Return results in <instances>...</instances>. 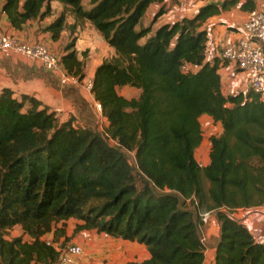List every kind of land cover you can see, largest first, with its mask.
<instances>
[{"label": "trees", "instance_id": "trees-1", "mask_svg": "<svg viewBox=\"0 0 264 264\" xmlns=\"http://www.w3.org/2000/svg\"><path fill=\"white\" fill-rule=\"evenodd\" d=\"M53 0H2L14 29L51 15ZM63 10L44 31L57 40L65 11L88 21L114 53L98 65L90 94L100 104L103 130L58 114L31 95L0 92V257L3 264H53L49 236L95 229L143 244L149 257L130 264H203L200 213H213L219 230L210 264H264V242L232 216L264 203V102L251 90L222 92L218 56L206 59L204 23L253 0L207 3L190 17L154 27L165 0H54ZM158 9L140 24L150 4ZM70 38L60 56L68 75L82 80ZM83 57L85 52H82ZM139 89L126 98L118 87ZM78 105L86 106L80 97ZM209 115L223 131L210 136L209 162L194 151ZM79 115V112H78ZM127 153L133 155L130 163ZM208 182L206 187L204 182ZM20 226L27 240H7Z\"/></svg>", "mask_w": 264, "mask_h": 264}, {"label": "crops", "instance_id": "crops-1", "mask_svg": "<svg viewBox=\"0 0 264 264\" xmlns=\"http://www.w3.org/2000/svg\"><path fill=\"white\" fill-rule=\"evenodd\" d=\"M222 1L165 0V11L157 18L154 27L172 23L183 17L193 16L201 6L207 3L219 6ZM1 4L2 0H0V27L4 32L12 34L21 41H41L60 57L67 41L73 38V49L76 51L77 58L79 60L83 59L84 62V77L82 80H78V83L67 82L61 84L58 74L43 69L33 60L5 50L0 51V92L2 89L7 88L13 92V96L16 98H19L21 94L31 95L42 101L51 110H54L58 114L60 121L73 118L75 122L81 123L78 120L77 106L74 98L75 96H80L86 102L92 99L91 94L85 90L83 83L91 79L96 67L104 59L113 55V49L106 44L101 35L88 21H76L69 11L67 12L71 16L65 14L66 24L59 38L52 40L50 33L44 31V28L63 10L61 8L56 15L55 8L59 6L64 7L57 1L50 2L51 15L45 16L42 19L29 20L20 30L12 28L7 22L6 15L1 10ZM157 9V4H150L140 24L146 25ZM245 14L246 10H242L236 5L226 12H221L216 16L210 17L204 23L208 38L206 42V59L216 56L220 46L226 41L232 42L239 37ZM91 30L98 34V36L96 35L98 38H95L91 34ZM82 52H85L84 57ZM218 72L224 94H232L237 91L246 92L248 90L246 77L237 71L232 63H220ZM198 121L202 139L200 145L194 151V157L200 166H206L209 162V137L220 135L223 128L219 122H214L207 114L200 115ZM204 184L206 187L208 186L207 181ZM233 215L250 231L256 241L264 242V203L255 207L238 208L233 212ZM208 218V227L207 225L203 226L202 231L207 240L203 264H210L212 261L214 245L219 230V225L214 214L210 213ZM74 225V219L67 220L65 236H72V240L69 243L81 246L82 254L79 260L83 264L140 263L149 257L146 247L137 241L114 238L103 233H97L95 229L74 231ZM59 238L61 240L63 236ZM97 239H103L105 242L101 243Z\"/></svg>", "mask_w": 264, "mask_h": 264}, {"label": "built area", "instance_id": "built-area-1", "mask_svg": "<svg viewBox=\"0 0 264 264\" xmlns=\"http://www.w3.org/2000/svg\"><path fill=\"white\" fill-rule=\"evenodd\" d=\"M253 1L255 7L246 11L239 37L235 41H226L222 44L216 56L224 62L232 63L237 71L244 74L248 90L258 93L264 102V54L261 51V46L264 44V0ZM5 50L33 60L43 69L58 74L61 84L79 82L76 77L66 73L60 57L46 44L41 41H21L12 34L4 32L0 27V51ZM83 86L90 93L91 80H86ZM91 101L100 116V104L93 98ZM209 214V212L199 214L204 226L208 224ZM232 216L234 217L233 213ZM201 240L206 242L203 233ZM52 246L58 251V258L54 264H83L79 260L82 254L79 244L69 243L62 249Z\"/></svg>", "mask_w": 264, "mask_h": 264}, {"label": "rangeland", "instance_id": "rangeland-1", "mask_svg": "<svg viewBox=\"0 0 264 264\" xmlns=\"http://www.w3.org/2000/svg\"><path fill=\"white\" fill-rule=\"evenodd\" d=\"M83 5H84L85 8H87V4H86L85 1L83 2ZM61 8L63 9L62 6H59L58 8H55L56 15H57V13H59ZM65 14L67 16H71V15H69V13L67 11H65ZM91 31H92L91 34H93L95 36V38H98V37H96V35L98 36V34H96V32H94L93 30H91ZM117 92L119 94L123 95V96H126V97H136L139 94V89L138 88H134V87H129V86H123V87H118L117 88ZM76 98H78V97H75V99ZM78 104L79 103L77 102L76 103L77 112H79L78 120L80 122H84V121L88 122L90 125H92V126L94 125L95 129H98V130L102 131L105 122L99 116V114L95 111V108L92 105V101L89 100L88 102H86L87 107L86 106H81V105H78ZM126 155L128 156V159H129L130 163H133V155L131 153H127ZM207 227H208V225H207ZM4 233H5L4 237L7 240H11V239H14V238H22V240H27L28 239L27 236L22 234L21 228L18 225L13 226L10 229H7ZM71 237L72 236H70V237L64 236L63 239L59 240L60 239L59 237L49 236L48 239L50 241V244L52 243L57 248L62 249V248H65L69 244L70 240H72ZM97 240H100L101 243L105 242L103 239H97ZM210 242H212V241H210ZM208 244H210V243H208ZM0 264H3L1 257H0ZM32 264H42V263L33 262Z\"/></svg>", "mask_w": 264, "mask_h": 264}, {"label": "water", "instance_id": "water-1", "mask_svg": "<svg viewBox=\"0 0 264 264\" xmlns=\"http://www.w3.org/2000/svg\"><path fill=\"white\" fill-rule=\"evenodd\" d=\"M263 11H264V7H263ZM261 51L264 54V44L261 46Z\"/></svg>", "mask_w": 264, "mask_h": 264}]
</instances>
